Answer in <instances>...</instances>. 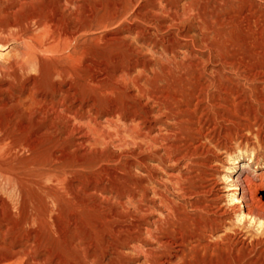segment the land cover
<instances>
[{
    "label": "rangeland",
    "instance_id": "rangeland-1",
    "mask_svg": "<svg viewBox=\"0 0 264 264\" xmlns=\"http://www.w3.org/2000/svg\"><path fill=\"white\" fill-rule=\"evenodd\" d=\"M260 71L264 0H0V264H264V227L231 210L243 172L264 201ZM215 73L234 85L201 93ZM218 97L246 140L208 142L202 173L173 170V128ZM173 172L209 177L233 215L174 262L148 230L199 198Z\"/></svg>",
    "mask_w": 264,
    "mask_h": 264
},
{
    "label": "bare ground",
    "instance_id": "bare-ground-1",
    "mask_svg": "<svg viewBox=\"0 0 264 264\" xmlns=\"http://www.w3.org/2000/svg\"><path fill=\"white\" fill-rule=\"evenodd\" d=\"M254 75H264V71H260ZM224 81L234 85L233 78H228L227 76L223 78L220 74L215 73L205 78L202 82L198 81L197 86L200 88L201 93L210 91L215 94V92L218 93L226 89L223 85ZM201 93L199 96L195 95L197 96L196 106H200L202 100H200V96L202 97ZM154 99L156 98L154 97ZM228 100L221 101L219 97L213 99L209 106L206 103V107H202L199 116L195 115L196 118H193L195 120H190L191 123L188 128L184 129L181 126L173 128V170L177 169L178 166H182V164H186L188 171L202 173L201 166H208L202 158L205 155L213 156V152H215L212 151V147H210L208 142H214L216 146L228 148V143L233 138H240L242 141L246 140L245 136L241 133L240 126V121L242 122L244 118L231 115V101L229 102ZM178 108L173 103V120L177 119L176 121H178L176 112ZM259 127L258 137L264 143V130L262 125ZM191 175H184V173L176 174L173 172V186H176L179 190L178 194L181 196L186 197L190 194L198 196L199 199L197 201L188 202L193 209V213H187L183 205L177 204L173 200L172 211H169L166 217L160 220L159 223L152 224L155 226V229H147L150 237L154 238L164 249H169L170 246H173V262L175 259L184 261L187 256V250L208 249L211 244L207 242V237L216 229L224 228L226 220L233 216L232 212L238 213L242 217L241 221H244V226H247L248 222H252L255 224L258 223L260 227H264V201L254 195L251 187L252 178L249 173H241L236 183L233 184L235 194L232 195V201L235 202V205L231 209L232 212L225 210L220 205L218 188L209 177L207 178L201 175L200 181H197L195 179L198 175L196 177L195 175ZM239 193L240 195H237ZM164 202L171 205L167 200ZM140 211L143 215H146L150 211V208H140ZM239 232L237 227L233 229V233H226L224 235V238L228 240L226 244H228L231 250L237 249L240 247V244L241 247H246L245 241L236 236ZM263 234L264 230L262 231ZM151 257V262L154 264L158 262L170 264L171 262V256L169 254L163 253L162 255H155L151 253Z\"/></svg>",
    "mask_w": 264,
    "mask_h": 264
}]
</instances>
